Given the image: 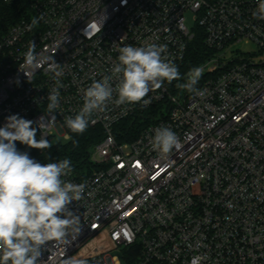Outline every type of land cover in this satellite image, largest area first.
Masks as SVG:
<instances>
[{
  "label": "built area",
  "instance_id": "built-area-1",
  "mask_svg": "<svg viewBox=\"0 0 264 264\" xmlns=\"http://www.w3.org/2000/svg\"><path fill=\"white\" fill-rule=\"evenodd\" d=\"M258 3L32 0L30 15L1 36L0 127L18 114L33 121L37 140L68 139L65 117L79 112L93 81L111 75L123 46L166 45L181 74L150 91L147 106L110 103L94 114L88 127L103 135L91 151L90 169L63 177L85 185L83 199L68 205L80 217V234L65 253L47 242L38 264L75 255L88 264H264V19L253 15ZM98 20L101 31L85 36L87 24ZM197 37L207 55L190 65ZM33 41L45 56L60 44L53 58L63 67V87L52 114L47 97L57 85L47 64L29 74L31 82L21 70ZM195 67L203 69L196 85L202 95L176 87ZM142 116L149 120L136 136L119 130ZM161 126L183 145L166 158L151 147Z\"/></svg>",
  "mask_w": 264,
  "mask_h": 264
},
{
  "label": "clouds",
  "instance_id": "clouds-1",
  "mask_svg": "<svg viewBox=\"0 0 264 264\" xmlns=\"http://www.w3.org/2000/svg\"><path fill=\"white\" fill-rule=\"evenodd\" d=\"M253 15L264 19V0H259ZM41 19L43 15L33 18L32 26L38 25ZM101 28L102 21L90 22L83 30L84 35L92 30L101 31ZM59 46H55L53 54L45 56L36 53L33 41L24 54L25 67L21 69L29 82V74L42 63H46L47 70L54 74L57 86L47 97V114L55 113L60 105L59 88L63 85L59 78L64 71L53 58ZM166 52V45L155 43L119 48L118 62L113 64L111 75L93 81L84 92L79 112L74 117H65L70 131L83 134L90 121L94 122V114L104 111L110 103L117 106L142 103L147 106L151 101L145 97L150 91L161 88L165 81L171 84L180 80L179 69ZM202 72L200 67L190 69L186 82L178 83L176 87L202 95L196 88ZM6 119L7 123L0 127V264H38L47 242H54V246L62 247L65 253L64 246L80 234V217L70 211L68 205L83 199L85 185L63 179L73 171L69 159L41 164L30 158L27 152L18 151L17 141L40 150L51 148L53 143L43 135L37 140L33 121L18 114ZM54 119L53 115L51 121ZM67 138L72 139L71 136ZM151 147L161 158H166L174 149L179 152L183 145L171 128L161 126L154 130ZM61 264H88V261L75 255L63 258Z\"/></svg>",
  "mask_w": 264,
  "mask_h": 264
},
{
  "label": "trees",
  "instance_id": "trees-1",
  "mask_svg": "<svg viewBox=\"0 0 264 264\" xmlns=\"http://www.w3.org/2000/svg\"><path fill=\"white\" fill-rule=\"evenodd\" d=\"M32 0H13L6 3L0 0V35L1 29L6 27L10 22L17 21L22 17L28 15L30 4ZM13 22V23H14ZM1 38V37H0ZM207 48L204 44L203 37H197L190 46L188 62L190 65L197 64L206 57ZM147 116H142L137 119H127L119 127V130H124L132 136H136L142 126L145 125L149 119ZM148 118V117H147ZM102 129L99 127H88L83 134L70 132L72 139L67 140H53L52 146L49 149H35L30 148L20 142H15L16 148L20 152H27L30 158L35 161L46 164L49 162H56L65 158L71 161L73 170L76 173L82 174L85 170L90 169V154L94 145L102 138Z\"/></svg>",
  "mask_w": 264,
  "mask_h": 264
},
{
  "label": "rangeland",
  "instance_id": "rangeland-1",
  "mask_svg": "<svg viewBox=\"0 0 264 264\" xmlns=\"http://www.w3.org/2000/svg\"><path fill=\"white\" fill-rule=\"evenodd\" d=\"M28 13V15L27 16H29L30 15V11L29 12H27ZM13 22L14 21H12V22H10L6 27H4V28H2L1 29V35H0V37L8 30V28L13 24ZM188 24L191 26V21L189 20L188 21ZM249 48H250V50H255L254 48H255V46L254 45H249ZM229 56L232 58V57H237V55H235V54H233V53H231V54H229ZM115 255H119L120 257H122V254L120 253V252H115Z\"/></svg>",
  "mask_w": 264,
  "mask_h": 264
}]
</instances>
